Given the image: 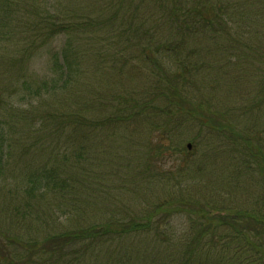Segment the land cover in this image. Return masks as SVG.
<instances>
[{"label": "trees", "instance_id": "obj_1", "mask_svg": "<svg viewBox=\"0 0 264 264\" xmlns=\"http://www.w3.org/2000/svg\"><path fill=\"white\" fill-rule=\"evenodd\" d=\"M222 6L216 0H0V150H24L19 161L26 171L15 179L26 181L30 195L64 210L66 219L87 208L83 204H97L94 192L107 179L95 172L104 163L100 151L131 150L129 137L120 146L121 128L143 122L153 130L155 117H168L184 103L202 113L205 103L192 102L179 81L198 70L185 68L202 55L205 34H229L228 7ZM132 60L156 74L154 85L135 96L130 88L109 87L126 76L122 71L131 72ZM42 64L50 71L40 80L35 75ZM36 96L47 100L34 102ZM12 115L23 122L7 125ZM164 138L149 136L142 144L157 150L151 142ZM137 175L138 183L150 182L146 172ZM172 206L157 202L136 214V208L111 205L100 223L59 224L43 236L25 238L0 228V264H81L111 239L161 232L153 225L178 211ZM196 208L197 228L180 264H264V214L228 207L211 216L207 203ZM237 218L253 228L236 229ZM234 228L235 234L221 232ZM114 256L96 257L118 263Z\"/></svg>", "mask_w": 264, "mask_h": 264}, {"label": "rangeland", "instance_id": "obj_2", "mask_svg": "<svg viewBox=\"0 0 264 264\" xmlns=\"http://www.w3.org/2000/svg\"><path fill=\"white\" fill-rule=\"evenodd\" d=\"M216 3L228 7L225 19L228 18L229 34L215 38L205 34L202 55L188 60L185 68L198 70L192 76L182 74L187 82L179 81L192 102L205 103L202 113L197 116L184 103L180 108L174 105L168 117H155L153 130L143 122H129L128 127L121 128L120 146L129 137L131 150L100 151L104 163L95 172L106 173L107 179L100 181L104 188L95 189L99 202L94 206L83 204L87 208L73 213L70 219L49 200L30 195L25 180L15 179L26 171H22L25 164L19 161L24 150H0V228L12 229L25 238L43 236L42 232H53L59 224L73 226L80 221L88 224L95 219V223H100L103 214H110L111 205H119L127 212L136 208L135 213L139 214L157 202H166L172 208L178 207V211L168 216L164 224L153 225L160 227L161 232L111 239L96 251H89L81 264H180L183 252L192 245L199 203L203 208L206 203L209 205L211 216L228 207L234 213L264 214V0H216ZM130 65L134 68L131 72L122 71L126 76L121 75L120 81L102 86L115 91L120 87V92L127 87L135 96V91L140 93L154 85L156 74L142 63L132 60ZM49 71L42 64L35 76L41 80ZM37 97L47 100L36 96L34 102ZM18 101L15 93L11 102ZM182 113L189 120L178 117ZM17 116H10L7 125L16 121ZM17 121L23 122L20 118ZM172 128L176 134L171 132ZM156 135L166 139L153 140L151 143L157 150L149 151L142 143ZM167 137L175 138L174 143ZM145 172L150 182L143 179L138 183L137 174ZM144 183H149V187H142ZM238 219L236 229L253 228L250 224L246 228ZM236 229L221 232L235 234ZM110 255H115L118 263L115 259L96 257Z\"/></svg>", "mask_w": 264, "mask_h": 264}, {"label": "water", "instance_id": "obj_3", "mask_svg": "<svg viewBox=\"0 0 264 264\" xmlns=\"http://www.w3.org/2000/svg\"><path fill=\"white\" fill-rule=\"evenodd\" d=\"M187 147L189 148L190 147V144H188Z\"/></svg>", "mask_w": 264, "mask_h": 264}]
</instances>
